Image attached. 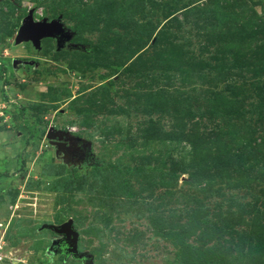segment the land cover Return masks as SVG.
<instances>
[{
	"label": "rangeland",
	"instance_id": "obj_1",
	"mask_svg": "<svg viewBox=\"0 0 264 264\" xmlns=\"http://www.w3.org/2000/svg\"><path fill=\"white\" fill-rule=\"evenodd\" d=\"M28 15L61 33L15 44ZM0 243L264 264V0H0Z\"/></svg>",
	"mask_w": 264,
	"mask_h": 264
},
{
	"label": "water",
	"instance_id": "obj_2",
	"mask_svg": "<svg viewBox=\"0 0 264 264\" xmlns=\"http://www.w3.org/2000/svg\"><path fill=\"white\" fill-rule=\"evenodd\" d=\"M61 33L58 25L55 23L47 24L44 22H34L31 16H27L22 25L19 27L18 33L15 38V44L23 40H32L34 44H38L39 40L43 37L55 36L57 37ZM59 234H63L67 238L69 252L78 256L77 254V241L78 235L72 229V222L69 220L67 223L63 224L58 230Z\"/></svg>",
	"mask_w": 264,
	"mask_h": 264
},
{
	"label": "built area",
	"instance_id": "obj_3",
	"mask_svg": "<svg viewBox=\"0 0 264 264\" xmlns=\"http://www.w3.org/2000/svg\"><path fill=\"white\" fill-rule=\"evenodd\" d=\"M1 249H2V247H1V243H0V261H1V259H2V256H1Z\"/></svg>",
	"mask_w": 264,
	"mask_h": 264
}]
</instances>
